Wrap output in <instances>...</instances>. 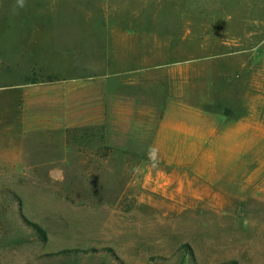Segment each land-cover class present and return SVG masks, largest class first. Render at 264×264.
I'll use <instances>...</instances> for the list:
<instances>
[{"label": "rangeland", "instance_id": "374dc122", "mask_svg": "<svg viewBox=\"0 0 264 264\" xmlns=\"http://www.w3.org/2000/svg\"><path fill=\"white\" fill-rule=\"evenodd\" d=\"M232 261L264 264V0H0V264Z\"/></svg>", "mask_w": 264, "mask_h": 264}, {"label": "trees", "instance_id": "16d2710c", "mask_svg": "<svg viewBox=\"0 0 264 264\" xmlns=\"http://www.w3.org/2000/svg\"><path fill=\"white\" fill-rule=\"evenodd\" d=\"M27 224L29 226H31V228H33L34 231H36V233H37V235H38V237H39V239L41 241L46 242L48 240L47 233L41 226H39L38 224H35V223H31L29 221H27ZM82 252L83 251H81V250L74 249V250H63L59 254H62V255H65V254H80ZM226 264H237V262L232 261V262H229V263H226Z\"/></svg>", "mask_w": 264, "mask_h": 264}, {"label": "clouds", "instance_id": "9594fccd", "mask_svg": "<svg viewBox=\"0 0 264 264\" xmlns=\"http://www.w3.org/2000/svg\"><path fill=\"white\" fill-rule=\"evenodd\" d=\"M26 0H16L17 6L23 8L25 6Z\"/></svg>", "mask_w": 264, "mask_h": 264}]
</instances>
